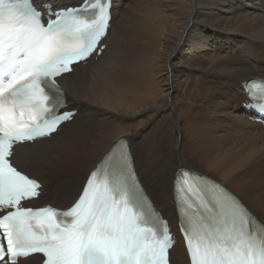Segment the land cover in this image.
I'll list each match as a JSON object with an SVG mask.
<instances>
[{
	"label": "bare ground",
	"instance_id": "1",
	"mask_svg": "<svg viewBox=\"0 0 264 264\" xmlns=\"http://www.w3.org/2000/svg\"><path fill=\"white\" fill-rule=\"evenodd\" d=\"M47 1L58 9L82 0ZM111 24L100 58L60 77L73 120L17 147L14 163L43 182L38 204L68 207L127 137L173 228V180L184 163L217 175L264 222V127L241 104V83L264 78V0H113ZM185 250L182 241L173 247V264H190Z\"/></svg>",
	"mask_w": 264,
	"mask_h": 264
},
{
	"label": "snow or ice",
	"instance_id": "2",
	"mask_svg": "<svg viewBox=\"0 0 264 264\" xmlns=\"http://www.w3.org/2000/svg\"><path fill=\"white\" fill-rule=\"evenodd\" d=\"M52 16H55L53 19ZM46 19V24H45ZM108 0H83L45 18L37 0H0V264H169L174 238L136 176L126 138L89 173L65 210L33 209L41 185L13 163L14 146L52 138L73 120L57 78L104 50ZM254 107L264 93L249 88ZM190 264H264V223L214 179L182 170L174 184Z\"/></svg>",
	"mask_w": 264,
	"mask_h": 264
},
{
	"label": "rangeland",
	"instance_id": "3",
	"mask_svg": "<svg viewBox=\"0 0 264 264\" xmlns=\"http://www.w3.org/2000/svg\"><path fill=\"white\" fill-rule=\"evenodd\" d=\"M115 21L117 22V19H116ZM72 107H73V106H72ZM183 166L190 167L189 165H187V163H184ZM191 168H192V167H191ZM196 169H197V170H200V171H202V172H204V173H207L208 175H210V176H212V177H214V178L220 180V178H219L217 175H215L214 173L206 172V170H204V169H202V168H199V167H196ZM221 181H222V180H221ZM49 201H50L51 203H53V202L51 201V199H49ZM261 219H262V218H261Z\"/></svg>",
	"mask_w": 264,
	"mask_h": 264
},
{
	"label": "flooded vegetation",
	"instance_id": "4",
	"mask_svg": "<svg viewBox=\"0 0 264 264\" xmlns=\"http://www.w3.org/2000/svg\"><path fill=\"white\" fill-rule=\"evenodd\" d=\"M148 190V189H147ZM148 192H149V190H148Z\"/></svg>",
	"mask_w": 264,
	"mask_h": 264
}]
</instances>
